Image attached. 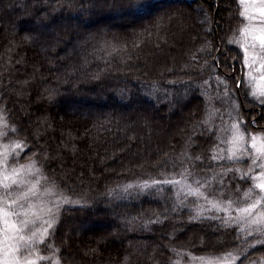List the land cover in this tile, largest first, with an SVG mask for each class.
<instances>
[{
    "label": "trees",
    "instance_id": "16d2710c",
    "mask_svg": "<svg viewBox=\"0 0 264 264\" xmlns=\"http://www.w3.org/2000/svg\"><path fill=\"white\" fill-rule=\"evenodd\" d=\"M151 2L145 11L113 13L89 12L90 0H0V23H7L0 26V112L7 140L28 144L10 162L37 160L42 176L55 182V194L71 201L37 247L55 252L61 264H191L200 256L218 261L225 253H231L224 256L230 264H262L264 245L256 241L264 237L232 222L236 205L225 212L204 199L242 204L250 186V175L230 172L221 187L222 170L243 171L247 161L227 159L229 133L223 129L232 117L210 79L216 49L198 51L205 39L219 47L217 74H227L235 90L242 52L228 39L241 27L238 0H200L213 21L204 25L197 0ZM176 6L184 9L181 20L153 26L156 16ZM17 18L42 27L41 45L17 30ZM107 19L116 22L103 24ZM76 37L86 39L82 51L72 46ZM205 60L209 67L201 71ZM66 62L70 68L60 73ZM234 94L242 127L264 133V106L241 90ZM188 172L192 187L194 180L208 181L202 196L187 195L179 184L140 187ZM88 225L90 238L75 234Z\"/></svg>",
    "mask_w": 264,
    "mask_h": 264
},
{
    "label": "snow or ice",
    "instance_id": "6c2138e0",
    "mask_svg": "<svg viewBox=\"0 0 264 264\" xmlns=\"http://www.w3.org/2000/svg\"><path fill=\"white\" fill-rule=\"evenodd\" d=\"M199 3V12L202 13V19L199 21L201 25L213 22L211 21V14L207 9L203 7V4L200 3V0H197ZM264 2V0H262ZM83 7V6H81ZM152 7L151 0H90V7L87 9L89 12H113V13H124V12H141L145 11L148 8ZM262 16H264V8L259 9ZM243 16L244 13L242 12ZM184 16V9L176 6L170 11H165L160 13L155 17L153 26L159 28L160 24L167 18L169 22L173 19H182ZM264 23V21H262ZM207 31V30H206ZM242 34H246L248 29L242 28ZM236 42V37L231 36L228 39V43L232 44ZM239 47L243 50L244 53V67L251 68L253 65L250 63V60L259 59L264 61V28H261L258 35L251 37L250 41L240 43ZM259 48V54H256V49ZM216 49V55L212 57V73L213 75L210 79H215L217 84V92L220 93L218 98L224 99L226 103L225 111L229 117H232V122L224 127L223 131L230 134V138L226 141L230 147L228 152V160H237L241 159L243 154L247 151L245 144H251L252 149H254V155L252 157V164L249 166L247 172H243L241 169H223L221 172V187L223 177L227 176L230 172H241V179H246L247 176L252 172L253 167H259L262 169L257 175L252 177L253 185L245 190L244 195L251 199L252 195L255 194V190L259 189V193L255 194V199H251L250 203H246L244 206H238L240 204L239 200L229 199L227 201H216L208 200V197H204L214 208L217 210H223L225 212L234 208L237 216L232 218V222L235 223L239 221L245 228L252 229L255 233L264 237V133L257 134H247L250 135V141L247 140L246 129L242 127L244 124V118L240 112V104L237 102L235 97V92L240 91L241 86H244L245 93L248 96L253 97L255 100H258L259 103L264 106V76L260 77V83H257L256 78L250 72H246L243 77L236 79L235 90L229 85V77L227 74L220 75L217 74V69L221 65L222 61L220 60V50L219 47L214 45L211 41L205 39L201 48L198 49L199 52H205L208 50V54H211V50ZM252 49L253 52L250 53L249 49ZM197 57L193 55L192 59L195 60ZM235 60V58H234ZM209 67V62L204 61L201 66V71L206 70ZM261 67L264 68V63H261ZM203 85H208L209 80H204ZM223 89L220 92V89ZM251 89V91H249ZM51 99V96L49 97ZM205 111L209 107V101L206 98L205 100ZM213 112L223 115L220 113L219 109L212 108ZM233 113L235 116L233 117ZM207 121H204L206 123ZM255 123V120L252 121ZM18 129L12 128L11 131H17ZM4 133H0V136ZM28 148V144L25 140L13 141L10 145L5 146L3 153H0V187L4 189L3 194H0V252L4 250V242L8 241L10 247L8 254L11 259H0V264H37V261L53 259V264H61L59 259H55L56 253L53 252L51 256H40L36 255V259H21L15 254L20 252L22 248H33L35 249L37 244L43 243L45 237L49 235V231L53 228L55 224L58 223L56 217L60 212V205L62 203H70L66 197L62 195H55V189L57 188L54 181H50L47 177L41 175L42 169L38 166L37 160L30 158L23 164H17L15 167L9 169L7 167L9 160V154H14V156L19 159L20 155L25 149ZM237 153L241 155L238 156ZM35 155V154H34ZM191 159V158H190ZM196 160H201L200 156L195 157ZM218 159V157H213V160ZM187 172V169H185ZM37 177L34 181L32 177ZM193 176V173L188 172L187 175L181 173L180 180H163L156 181L153 180L151 183L148 181L141 182L140 187L142 189H150L158 185L163 184H179L181 189L186 191L187 195L202 196L203 193L201 189L205 188V185L208 183L207 180L203 182L194 180L197 186L192 187V184L187 183L188 179ZM41 181L49 184V187L41 192L38 188V185L41 184ZM13 186L17 188H23V191L18 193H13ZM127 187H132L128 185ZM13 195L16 196L13 199ZM54 196L53 200L48 201V206L44 207V202L41 201V210L46 214L47 218L42 219L38 215V210L33 201L37 197L42 196ZM226 204L227 207L221 209V205ZM37 222H42L44 227L32 230ZM27 233V234H26ZM252 233L250 232L249 235ZM259 244L264 245V239L256 241ZM251 247V245H249ZM60 250L57 249L56 252ZM246 251V249H245ZM231 253H225L224 256H230ZM243 255V252L241 253ZM220 257L216 264H230L228 260ZM203 259V258H202ZM233 261L238 260L239 257H233ZM127 257H125V261ZM209 264H212V261H209Z\"/></svg>",
    "mask_w": 264,
    "mask_h": 264
},
{
    "label": "rangeland",
    "instance_id": "374dc122",
    "mask_svg": "<svg viewBox=\"0 0 264 264\" xmlns=\"http://www.w3.org/2000/svg\"><path fill=\"white\" fill-rule=\"evenodd\" d=\"M238 3L240 5V13H242V12L244 13L243 16L241 15L242 16V23H241V27L239 29L241 30L242 28H246V29H248V32L246 34H242L241 31L239 30L238 34H235L236 42L235 43H232L235 46H237L241 50V52H242V61H240L241 70H240V75L237 78H241V77H243V75L246 72H250L256 78L257 83H260V79L259 78L262 77V76H264V68L261 67V63H264V61H261L259 59L250 60V63L253 66L251 68L244 67V64H243V61H244V53H243V50L239 47V44L246 42V40L247 41H250L252 36L258 35L259 32H260V30H261V28H264V23H262V21H264V16H262V14L259 11V9L264 8V2H262V0H238ZM176 20H179V19H176ZM184 20L185 19H183L182 22H184ZM111 21L112 22H116L115 19H114V21L112 19H107V20L103 21V24H108ZM15 22H16L15 24H16L17 30L20 29L21 31H24L25 33L30 34L31 37L34 39V41H36V44L37 45H41V41L39 40V38H40V35L39 34H40V31H41V28H42L41 26H38V27L35 28L32 25H28L26 23H22L21 18L15 19ZM101 24H102V22H101ZM98 25H99V23L96 26H98ZM0 26H1V28L5 29L7 27V23H4V24L3 23H0ZM90 30H93V27ZM85 41H86V39L85 40L84 39H78L76 37V38H74V45H72V46L73 47H76L77 46L78 49H79V51H82L81 45L84 44ZM40 49H42V48H40ZM49 49H50V47L49 46H46L45 48H43L42 51H46V50H49ZM156 52L158 54L160 53V51H156ZM249 52L252 53L253 50L250 48L249 49ZM256 54L257 55L259 54V48L258 47L256 49ZM81 56H82V58L84 60L85 59L84 53L81 54ZM70 66H71V64H69L68 62L64 63L62 65V68L60 69L61 70L60 73H63L65 71H67L68 68H70ZM240 90L243 91L244 94L246 95L245 89H244V86L243 85L241 86V89ZM249 91H251V89H249ZM248 98L250 100H252V101H255V102L259 103L258 100H255L251 96H248ZM60 103L61 102H58V101H55L54 102V105H55L56 109H59L60 110V108H61V104ZM250 109H252V107H250ZM78 110H84V111L87 110V111H89V107H80V108H78ZM96 110H100V108H97ZM69 113H71V112L70 111H67L66 112V114H69ZM64 115H58V120L62 121L64 119ZM50 116H51V114H50ZM135 123L136 122L134 121L133 124L135 125ZM137 123H138V121H137ZM133 124L131 123V125H133ZM149 127H150V129L149 128L148 129L150 130V133L154 132V130L153 131L151 130L152 126H149ZM163 130L169 132L170 125L167 124L166 126H164L163 127ZM7 131H8L7 124H6L5 120H4L3 113L0 112V133H4V135L0 136V153H3V151L5 149V146L10 145L13 141H17V140H13V139L7 140V138L5 137L6 133H9V131L8 132ZM257 133H263V132H259V131H256V132L249 131V133L246 132L247 140L250 141V139H251L250 135H247V134H257ZM156 134H158V133H156ZM229 138H230V134H229ZM151 141H152V139H151ZM138 144L140 146V143H138ZM230 147H232V146L230 145ZM142 148H144V147H142ZM245 148H246L247 151L243 154V156H242L241 159L242 160L243 159H246V161H247L245 163V165L242 166L243 169H244L243 171L247 172L249 166L252 164V157L254 155V149H252L250 142L245 144ZM237 155L240 156L241 154L240 153H237ZM11 156H12V154L10 153L9 156H8L9 163L7 165V167L9 169H11L12 167H15L17 164H23V163H16V164L15 163H11L10 162V159L13 161V159L15 158L14 156H12V157ZM260 171H262V169H260L259 167H256V166L253 167V170L249 174L250 176L248 177L249 178V184H250V186L247 187L245 190H247L248 188H250L253 185L252 177L255 176V175H257ZM36 178L37 177L33 176L32 177V180L34 181ZM38 188H39V190L41 192H43L46 189V187L40 186V185H38ZM23 190H24L23 188H17L15 186H13V188H12V192L13 193H18V192L23 191ZM245 190L241 193V196H240L241 199L244 200V202L242 204H239L238 206H241L242 207L246 203H250L251 202V199H255V194H258L259 193V189H256L255 190V194H253L252 197H251V199H249L248 197H245V195H244ZM3 192H4V189L2 187H0V194H3ZM55 195H59V194H55ZM12 198L15 199L16 196L13 195ZM54 198H55L54 196L45 195V196H42V197H37L36 200L33 201V203L36 205V208L38 210V215H40L42 217V219H46L47 216L41 210V201L44 202V207H47L48 206V203L47 202L50 201V200H53ZM65 204L66 203H62L60 205V208L63 205H65ZM235 215L237 216V214H235ZM57 218H58V216L56 217V219ZM75 225H74V227H75ZM44 226H46V225H43L42 222H37L36 225L34 226V228L32 230H35V229H38V228H41V227H44ZM0 227H2V225H0ZM90 227L91 226H89V225L88 226H84L81 230H78L77 233H75V234L78 235V236L79 235L80 236L82 235V237L85 238V239L90 238L92 236V235L89 236L90 234H92ZM242 227H244V226L242 225ZM51 230L49 231V234H50ZM251 231L253 233H255L252 229H250V232ZM255 234L258 235L259 237L261 236V235H259L257 233H255ZM116 235H117L116 233L112 235V240H111L112 242L114 241ZM47 237H45V240L47 239ZM105 243H106V245H109V243H111V242H109V243L105 242ZM40 244H37V245H40ZM137 244L139 246L140 243H135L134 246H136ZM37 245H36L35 249H33V248H22L20 250V252L16 253L15 255L16 256H19L21 259H36V255L37 254H39L40 256H51V254L53 253V252H50V253L40 252L39 249H38V247H37ZM9 247H10V245H9L8 241H5L4 242V250H3V252H0V259H5V260L11 259V257L8 254ZM116 248H118V247H116ZM209 261H212V264H216V262H217V260H216L215 257L213 258V257L200 256L198 258H194L192 260L191 264H209ZM37 264H53V259L50 258L48 260H40V261H37ZM262 264H264V261L262 262Z\"/></svg>",
    "mask_w": 264,
    "mask_h": 264
}]
</instances>
